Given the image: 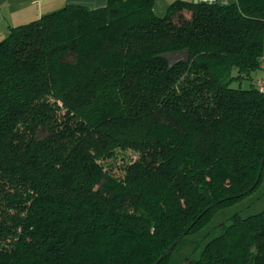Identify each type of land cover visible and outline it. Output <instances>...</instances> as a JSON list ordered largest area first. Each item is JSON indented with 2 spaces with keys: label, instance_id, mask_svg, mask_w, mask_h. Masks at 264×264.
<instances>
[{
  "label": "trees",
  "instance_id": "16d2710c",
  "mask_svg": "<svg viewBox=\"0 0 264 264\" xmlns=\"http://www.w3.org/2000/svg\"><path fill=\"white\" fill-rule=\"evenodd\" d=\"M155 1L69 3L0 40V264H155L188 229L170 264L264 194V0ZM198 244L190 264H264V209Z\"/></svg>",
  "mask_w": 264,
  "mask_h": 264
},
{
  "label": "rangeland",
  "instance_id": "374dc122",
  "mask_svg": "<svg viewBox=\"0 0 264 264\" xmlns=\"http://www.w3.org/2000/svg\"><path fill=\"white\" fill-rule=\"evenodd\" d=\"M174 0H156L154 4V12L157 16L163 17L168 13L170 4ZM197 1V0H191ZM232 2L235 0H225ZM189 14V13H187ZM248 80L243 81V86H248ZM122 160L118 159L117 163L119 164ZM264 184V180H263ZM261 194V187L253 192L252 194L246 196L243 200L237 202L234 205L220 209L210 220L206 228L201 232L192 234L188 237L187 240L182 242L176 250L173 251L171 255L170 264H190V258L198 256L201 251V245L198 244L199 239L203 236V233L207 230L208 227H215L220 224L225 218L231 216L233 213L239 211L242 215L247 216L252 213H256L264 209V194L260 199L256 200L258 195ZM256 200L254 203H252ZM206 229V230H205ZM214 232V231H213ZM217 232V231H216ZM217 234V233H216Z\"/></svg>",
  "mask_w": 264,
  "mask_h": 264
},
{
  "label": "crops",
  "instance_id": "0c3cea01",
  "mask_svg": "<svg viewBox=\"0 0 264 264\" xmlns=\"http://www.w3.org/2000/svg\"><path fill=\"white\" fill-rule=\"evenodd\" d=\"M69 3L100 7L107 0H0V40L8 35L10 26L28 23Z\"/></svg>",
  "mask_w": 264,
  "mask_h": 264
},
{
  "label": "water",
  "instance_id": "95a60500",
  "mask_svg": "<svg viewBox=\"0 0 264 264\" xmlns=\"http://www.w3.org/2000/svg\"><path fill=\"white\" fill-rule=\"evenodd\" d=\"M161 56L169 61V66L170 68H172L176 64L188 63L190 61V49L185 48V49H180V50H172V51H168V52L161 54ZM263 166H264V157L261 162V167H260V171H259V175L256 180V183L260 179ZM187 230L188 229H186V231H184V233L163 253V255L158 259V261L155 264H157L168 252L172 250V248L181 239V237H183L186 234Z\"/></svg>",
  "mask_w": 264,
  "mask_h": 264
},
{
  "label": "built area",
  "instance_id": "2783aa9c",
  "mask_svg": "<svg viewBox=\"0 0 264 264\" xmlns=\"http://www.w3.org/2000/svg\"><path fill=\"white\" fill-rule=\"evenodd\" d=\"M259 87L264 89V79L259 82Z\"/></svg>",
  "mask_w": 264,
  "mask_h": 264
}]
</instances>
